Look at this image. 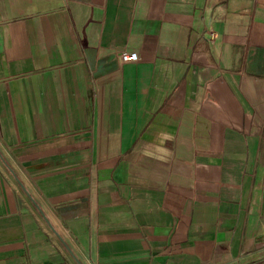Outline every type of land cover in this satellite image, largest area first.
<instances>
[{
    "label": "crops",
    "instance_id": "0c3cea01",
    "mask_svg": "<svg viewBox=\"0 0 264 264\" xmlns=\"http://www.w3.org/2000/svg\"><path fill=\"white\" fill-rule=\"evenodd\" d=\"M32 200L81 264H264V0H0V264H77Z\"/></svg>",
    "mask_w": 264,
    "mask_h": 264
},
{
    "label": "water",
    "instance_id": "95a60500",
    "mask_svg": "<svg viewBox=\"0 0 264 264\" xmlns=\"http://www.w3.org/2000/svg\"><path fill=\"white\" fill-rule=\"evenodd\" d=\"M33 201V200H32ZM34 205L36 206V208L38 209L39 213L42 215V217L45 219V221L50 225L51 230L53 231V233L58 237V239L63 243L64 247L67 249V251L69 252V254L74 258V260L77 262V264H81V262L77 259V257L74 255V253L71 251V249L69 248V246L67 245V243L63 240V238L61 237V235L56 231V229L49 223V221L47 220V218L45 217L44 213L42 212V210L40 209V207L37 205V203L35 201H33Z\"/></svg>",
    "mask_w": 264,
    "mask_h": 264
},
{
    "label": "built area",
    "instance_id": "2783aa9c",
    "mask_svg": "<svg viewBox=\"0 0 264 264\" xmlns=\"http://www.w3.org/2000/svg\"><path fill=\"white\" fill-rule=\"evenodd\" d=\"M119 56L122 62H134L138 59L137 52L135 51H123Z\"/></svg>",
    "mask_w": 264,
    "mask_h": 264
}]
</instances>
